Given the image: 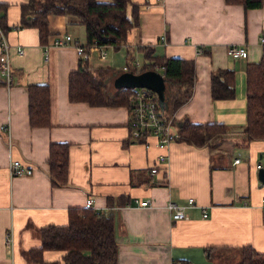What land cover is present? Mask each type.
<instances>
[{"label":"crops","instance_id":"1","mask_svg":"<svg viewBox=\"0 0 264 264\" xmlns=\"http://www.w3.org/2000/svg\"><path fill=\"white\" fill-rule=\"evenodd\" d=\"M131 1L138 4V25L128 31L125 44L107 45L106 53L112 50L104 59L96 52L88 59L95 69L108 68L101 72L105 90L116 88L115 76L126 71L117 66L142 71L130 63L138 54L144 65L142 46L155 55L192 59V94L173 112V119L220 122L229 131L214 149L177 140L158 148L152 137L149 145L127 141V104L70 101L68 74L79 59L75 47L53 46L45 60L37 28L15 27L22 0H0L6 4L0 17L9 26L4 35L12 75L10 85L0 75V126H5L0 128V264H40L27 254L40 244L38 228L64 224L67 209L84 207L90 197L94 209L113 214L115 264H236L243 245L264 252V183L256 168L259 162L264 166V140L248 141L241 132L246 123L245 67L262 55L264 0L261 7L249 9L225 0ZM47 22L48 42L69 33L80 45L86 43L77 16L48 14ZM228 45H244L246 54L233 58L226 54ZM17 46L23 54L16 53ZM158 68L152 69L162 74ZM218 68L234 70L233 98L211 96L210 74ZM39 83L49 86L51 124L31 127L26 86ZM51 142L69 145L65 185L50 182L46 160ZM161 152L167 155L165 162L157 161ZM10 159H19L33 172L11 175ZM152 166L158 169L154 174L149 173ZM109 197L119 203L108 204ZM188 197L195 200L185 207L188 217L171 219L167 201L182 204ZM137 198H148L151 204L139 205ZM202 208L208 212L205 217ZM9 232L14 236L12 257L5 245ZM60 256L56 250L43 255L46 261H56L53 264H64Z\"/></svg>","mask_w":264,"mask_h":264},{"label":"trees","instance_id":"2","mask_svg":"<svg viewBox=\"0 0 264 264\" xmlns=\"http://www.w3.org/2000/svg\"><path fill=\"white\" fill-rule=\"evenodd\" d=\"M229 4H241L244 8H258L263 0H225ZM6 4L1 3V11ZM48 14H70L77 16L84 25L86 43L119 47L126 42L128 31L138 25V4L131 0H22L20 18L16 28L34 26L41 43L48 42ZM3 16V15H2ZM4 17V16H3ZM0 26L5 32L9 26L0 17ZM262 55L257 62L245 67L246 123L242 133L248 141L264 140V43ZM144 56L142 69L156 65L163 70L165 88L164 100L160 103L165 118L192 94L194 63L192 59L155 55L148 46H142ZM205 51V50H203ZM108 68H93L88 60L78 59L77 68L68 74V99L85 101L91 105L127 104L128 89H116L108 93L101 78V72ZM234 70L218 68L211 72V96L215 99H229L235 95ZM28 120L31 127L50 126L49 86L44 83L28 84ZM174 140L196 147L216 148L229 131L220 122H190L187 118L176 120ZM127 141H129L127 139ZM130 142V141H129ZM69 145L66 142H51L48 148V175L52 186L65 185L68 180ZM108 198V204H118ZM124 203V202H122ZM40 244L27 251L32 262L53 264L43 257L47 250L61 253L64 264H115L117 242L111 210H97L93 207H70L64 224H46L38 228ZM236 264H264V252L250 245L240 247V258Z\"/></svg>","mask_w":264,"mask_h":264},{"label":"built area","instance_id":"3","mask_svg":"<svg viewBox=\"0 0 264 264\" xmlns=\"http://www.w3.org/2000/svg\"><path fill=\"white\" fill-rule=\"evenodd\" d=\"M5 33L0 27V75L3 78L5 84L10 85L12 81L11 75V63L9 58L10 44L4 35ZM162 43H166L164 35H161ZM261 44L264 43V36L259 37ZM66 45H73L79 58L88 60L92 52H96L99 59H104L106 56V46L96 43L84 46L77 43L69 33H63L55 35L50 42H47L43 46V58L47 60L48 51L51 47H62ZM16 53L18 55L23 54L22 46L16 47ZM226 54L233 58H240L246 54V47L244 45H228L226 47ZM138 64L137 61L134 62ZM156 66L157 70H160ZM123 70H127V66L122 67ZM161 72V71H160ZM163 74V73H162ZM127 108H128V134L127 139L131 142H139L142 144L149 145L148 138H154V143L158 148H165L169 142L174 140L175 130L174 124L176 123L173 117L165 118L160 108V102L157 93L146 87H132L129 88L127 97ZM3 130L5 126H0ZM9 142V141H8ZM166 153L161 152L158 154L157 161L165 162ZM236 159L235 161H237ZM261 162L256 164V168L261 167ZM8 169L11 175H29L33 172L31 166L23 164L19 159H10L8 163ZM158 171L156 166H152L149 169L150 174H154ZM139 205H150L151 200L135 199ZM264 203V198H262ZM93 199L87 198L85 201L86 207H92ZM195 203L193 197H188L185 203L178 204L175 201L168 200L166 207L171 211V219H184L188 217L185 212L186 206H191ZM208 212L205 208H202V216H207ZM6 251L13 256L14 253V236L12 232H9L5 236Z\"/></svg>","mask_w":264,"mask_h":264},{"label":"water","instance_id":"4","mask_svg":"<svg viewBox=\"0 0 264 264\" xmlns=\"http://www.w3.org/2000/svg\"><path fill=\"white\" fill-rule=\"evenodd\" d=\"M113 85L118 89L146 87L157 93L160 103L164 100L165 78L154 69H145L140 72L123 71L115 76ZM257 178L261 183H264V166L257 169Z\"/></svg>","mask_w":264,"mask_h":264},{"label":"rangeland","instance_id":"5","mask_svg":"<svg viewBox=\"0 0 264 264\" xmlns=\"http://www.w3.org/2000/svg\"><path fill=\"white\" fill-rule=\"evenodd\" d=\"M106 49V48H105ZM109 50H112V49H107V54H106V57L108 56V52H109ZM135 61H137L138 62V64L136 65V68H137V70H139V68H141V66L143 65V62H142V57L140 56V55H138V54H136V55H134V58H132L131 60H130V63H132V62H135ZM124 64H127V63H124ZM123 64V65H124ZM157 66V65H156ZM117 67H119L118 69L121 71V67H123V66H117Z\"/></svg>","mask_w":264,"mask_h":264}]
</instances>
